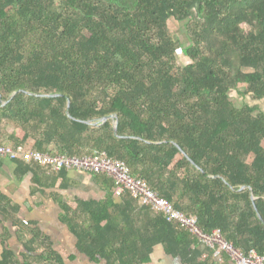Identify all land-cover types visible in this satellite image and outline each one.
<instances>
[{"label": "trees", "instance_id": "obj_1", "mask_svg": "<svg viewBox=\"0 0 264 264\" xmlns=\"http://www.w3.org/2000/svg\"><path fill=\"white\" fill-rule=\"evenodd\" d=\"M241 85L264 99V0H0V146L104 152L203 232L264 256V111L231 99ZM113 198L61 205L89 264H147L157 243L184 264L212 261L206 249L198 262V239L130 192L123 209ZM0 217L25 248H7L0 264H64L2 195Z\"/></svg>", "mask_w": 264, "mask_h": 264}, {"label": "crops", "instance_id": "obj_2", "mask_svg": "<svg viewBox=\"0 0 264 264\" xmlns=\"http://www.w3.org/2000/svg\"><path fill=\"white\" fill-rule=\"evenodd\" d=\"M46 170L50 178L48 181H44L42 177L39 179L32 172H20L17 161L0 158V195L8 198L13 207L20 208L25 222L32 229H38L49 242L51 249L63 255L64 264H89L87 258L77 251V240L63 221L61 205L74 209L78 201L104 202L111 192L113 201L123 209L125 205L121 195L114 194L112 179L104 175L71 170L58 173L48 168ZM4 227L9 228L10 239L5 244L6 247L0 240V259L7 248L22 255L25 248L18 239V229L12 223L4 222L0 224V233ZM206 249L212 250L198 242V251L195 253L197 257L201 256L198 262L205 257ZM149 259L147 264H184L180 257L168 254L160 243L153 245ZM211 259L209 264H233L226 253L215 256L213 252Z\"/></svg>", "mask_w": 264, "mask_h": 264}, {"label": "built area", "instance_id": "obj_3", "mask_svg": "<svg viewBox=\"0 0 264 264\" xmlns=\"http://www.w3.org/2000/svg\"><path fill=\"white\" fill-rule=\"evenodd\" d=\"M0 158L11 161L23 160L58 173L71 170L105 175L114 182L116 196L122 195L125 191L130 192L142 206H148L153 211L162 214L168 222L178 224L195 236L204 246L211 248L215 256L226 253L233 264H264V256L253 249L247 252L236 249L222 237L219 230H213L210 233L203 232L194 216H187L175 209L157 192L151 190L143 179L132 176L124 162L110 158L104 152L94 156H83V158H68L49 153L32 152L22 147L13 149L0 146Z\"/></svg>", "mask_w": 264, "mask_h": 264}, {"label": "rangeland", "instance_id": "obj_4", "mask_svg": "<svg viewBox=\"0 0 264 264\" xmlns=\"http://www.w3.org/2000/svg\"><path fill=\"white\" fill-rule=\"evenodd\" d=\"M171 28L173 32L184 42L187 43V35L185 32V28L183 23L177 22L174 19L171 20L170 22ZM182 55V54H180ZM186 59L184 56L180 57V62H185ZM247 86L246 85H241L238 90H232L230 92V97L233 99V101L237 105H242L243 103H248L252 106L258 104L260 108L264 111V99L262 100H256L253 98V96L247 92ZM10 133V132H9Z\"/></svg>", "mask_w": 264, "mask_h": 264}, {"label": "water", "instance_id": "obj_5", "mask_svg": "<svg viewBox=\"0 0 264 264\" xmlns=\"http://www.w3.org/2000/svg\"><path fill=\"white\" fill-rule=\"evenodd\" d=\"M68 107H69V101H68ZM112 118L111 116L109 117H103L102 119H100V122L103 123L105 122L106 120ZM113 131H114V134L117 136V122L115 121L114 122V128H113Z\"/></svg>", "mask_w": 264, "mask_h": 264}]
</instances>
